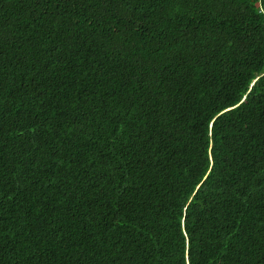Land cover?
Returning <instances> with one entry per match:
<instances>
[{"label": "trees", "instance_id": "trees-1", "mask_svg": "<svg viewBox=\"0 0 264 264\" xmlns=\"http://www.w3.org/2000/svg\"><path fill=\"white\" fill-rule=\"evenodd\" d=\"M36 7L37 0H0V31L9 38L0 81L12 110L0 145L11 182L0 264H110L113 256L119 264H183L189 247L192 264H264V189L256 183L264 176V142L249 134L264 117V0H251L245 16H207L205 38L215 32L220 40L195 65L167 50L190 21L161 33L141 23L147 5L130 26L67 17L79 27L63 42L39 29ZM58 7L65 10L57 0L44 5L49 13ZM117 26L128 37L119 54L100 39ZM53 46L63 49L58 57ZM172 80L179 81L174 90ZM69 101L80 106L79 124L60 128L58 109ZM17 120L46 127L21 137ZM40 157L46 163L33 166ZM72 157L86 167H69ZM242 180L256 188L251 206L236 202ZM141 227L142 251L131 260L119 255L120 241Z\"/></svg>", "mask_w": 264, "mask_h": 264}, {"label": "snow or ice", "instance_id": "snow-or-ice-1", "mask_svg": "<svg viewBox=\"0 0 264 264\" xmlns=\"http://www.w3.org/2000/svg\"><path fill=\"white\" fill-rule=\"evenodd\" d=\"M46 3L47 0H37V7L35 10L37 24L40 30L47 31L49 34L60 39L61 42H63L64 37L73 35V28L79 27L78 24L73 25L71 20L67 19V17L72 16L78 20L81 15H84L85 18L89 20V23L96 21L98 24H104L112 19H120L125 25L130 26L133 25V21L137 19L136 12L147 5L146 13L150 14L142 15L139 19L141 23L150 21L151 26L158 28L161 33L164 32L165 27L173 25L176 21L181 22V25H177V27H181L184 21H190L187 26L183 27L182 31L173 35L172 39L169 41L170 47L167 49L168 51L178 54V59H180L181 63L184 65H195L198 60L202 61L211 58L210 56L205 55V53L212 52L214 41L220 40V37L216 35L215 32H212L209 33L207 38H205L202 24L207 16L213 14L214 10L219 12L220 15H224L225 10H227L241 16H245L247 11L252 10L250 8L251 0H57L58 4L65 6V10L61 12L58 7L56 11L52 13H49L46 8H44ZM225 5L227 6V9H225ZM69 8H74L76 11H68ZM129 9H132V11L129 12ZM260 15L261 13L257 12L256 18L259 19ZM193 24L196 25L194 31L192 30ZM93 26L96 27L97 25L94 24ZM109 27H111V24H109ZM105 37L111 43L112 49L118 54L127 50L126 48L120 47V45L126 44L128 37L124 32H121L119 26L113 28L111 33H103L100 39L103 40ZM75 39L76 37L73 36V40ZM91 39L96 40V35L93 34ZM8 43L9 38L5 37L4 33L0 31V69L6 68L5 58L7 55L6 49ZM88 46L92 47L91 44ZM97 46H99V41L97 42ZM53 47L58 57L63 49L56 46ZM162 47L163 45L156 49L158 56L163 55L161 52ZM93 51H95L94 48ZM105 51L107 52V48H105ZM45 63H47V61H45ZM64 63V61L59 59L52 61L53 65ZM96 67H100L99 63H97ZM156 67L158 68V64ZM55 75H60V72H55ZM193 75V72H189L187 76H185V79H188ZM177 83H179L177 80L170 81L173 90ZM38 87L43 91L46 85L40 84ZM7 103L8 101L3 96V83L0 81V145L3 144L6 134L11 131L10 128L6 127L4 119V114L11 113L12 111L11 108H5ZM241 103H243V101ZM58 111L62 113L57 121L60 128L66 126L72 127L73 122L79 124V121L75 120V115L79 114L80 106L76 104L75 101H69L67 107H60ZM45 120H47L46 116ZM209 120H211V117H209ZM16 124L18 125L17 130L21 137H23L25 131L29 130L34 138L38 137L39 133L43 131L44 127H46V125L41 126L40 124H34L27 121L21 122L20 120H17ZM75 131L79 133L81 129L76 128ZM257 132L259 133L258 136L256 135ZM249 134L252 139L258 138L264 142V117H261L255 128L249 129ZM8 138L10 139L11 137L9 136ZM65 151L67 153L68 149H65ZM44 156L48 157V153L45 152ZM64 158L67 159L68 157L65 156ZM41 163H46L43 157L32 161V165L35 167H39ZM56 163L59 164L60 162L56 161ZM97 163H99V161H92L91 168L93 170H96ZM122 163L123 161H121V164ZM244 163L245 172H247V162L245 161ZM74 164H80L82 167H86L82 161L76 160L75 157H72L69 162V167H72ZM121 164L115 165L116 169L122 171ZM4 168L5 166L0 163V224L3 223L4 200L10 198V193L6 192L5 188L9 187L11 182L6 179ZM102 170L107 171L108 169L105 166ZM253 176H259V173H254ZM256 183L259 184L260 188L264 189V176H259ZM113 187L119 189L121 186L114 182ZM237 187L242 189V191L240 196L236 198V202L238 204L242 203L251 206L256 195V188L252 181L242 180ZM17 190L18 186H12V192ZM260 194L264 197V192H261ZM240 227L241 225L238 223L237 229L240 230ZM141 231H143L142 227L137 229L136 232L130 234L131 239L125 237L124 240L120 241V247H118L119 255L128 257L131 260L142 251L140 246L143 244V241L140 235H138ZM3 232L4 229L0 227V233ZM143 234L148 235L147 232H143ZM184 235L187 236V232H185ZM59 239L62 240L63 236H59ZM133 249L135 251H133ZM201 252H203V249H201ZM93 254L95 255V253ZM221 255L227 258L229 252L224 251ZM192 256L193 253L189 247L183 257V264H192ZM110 264H119V256H113Z\"/></svg>", "mask_w": 264, "mask_h": 264}]
</instances>
